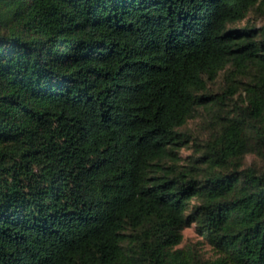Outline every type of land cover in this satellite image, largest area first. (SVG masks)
<instances>
[{
    "label": "trees",
    "instance_id": "1",
    "mask_svg": "<svg viewBox=\"0 0 264 264\" xmlns=\"http://www.w3.org/2000/svg\"><path fill=\"white\" fill-rule=\"evenodd\" d=\"M255 11L0 0V264H264Z\"/></svg>",
    "mask_w": 264,
    "mask_h": 264
},
{
    "label": "rangeland",
    "instance_id": "2",
    "mask_svg": "<svg viewBox=\"0 0 264 264\" xmlns=\"http://www.w3.org/2000/svg\"><path fill=\"white\" fill-rule=\"evenodd\" d=\"M248 22L250 23H254L256 26H260L262 24H264V20H263V17L259 14L258 11H255V12H252L250 15H249V18H247ZM246 20L241 22V23H238L237 26H243L245 24ZM197 121H190L188 123V127L192 130H195L197 128ZM190 151L188 149H184L182 150V155H187L189 154ZM251 158H247V160H250ZM201 238L198 237L195 232L193 231L192 228L190 229H187L183 232V243L180 247H184L186 245H195L196 247H199L196 242L198 240H200ZM200 248V247H199ZM203 253L206 255V256H213V252L207 248V247H204L203 248Z\"/></svg>",
    "mask_w": 264,
    "mask_h": 264
}]
</instances>
